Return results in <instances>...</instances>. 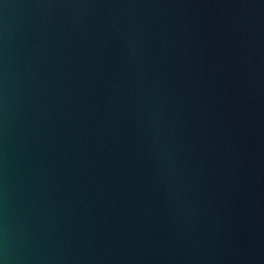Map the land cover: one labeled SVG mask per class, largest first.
Here are the masks:
<instances>
[{
  "label": "water",
  "instance_id": "obj_1",
  "mask_svg": "<svg viewBox=\"0 0 264 264\" xmlns=\"http://www.w3.org/2000/svg\"><path fill=\"white\" fill-rule=\"evenodd\" d=\"M0 264H264V0H0Z\"/></svg>",
  "mask_w": 264,
  "mask_h": 264
}]
</instances>
